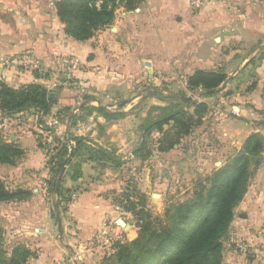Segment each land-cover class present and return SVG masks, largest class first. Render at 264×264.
I'll return each mask as SVG.
<instances>
[{
  "label": "crops",
  "instance_id": "0c3cea01",
  "mask_svg": "<svg viewBox=\"0 0 264 264\" xmlns=\"http://www.w3.org/2000/svg\"><path fill=\"white\" fill-rule=\"evenodd\" d=\"M57 1L0 0V83L13 88L39 83L56 100L47 115L33 108L13 115L0 111L1 134L25 151L15 165H0V177L12 190H30L31 200L43 201L37 208L29 203L23 223L13 227L21 228L38 252L26 264H101L103 250L96 236L119 233L111 222L117 223L123 210L114 199L124 191L128 169L147 161L134 154L143 139L146 105L151 104L142 86L164 80L170 89L174 80L186 86L198 70L233 74L225 86L236 80L239 84L232 95L220 97L219 102L228 105L220 107L221 115L212 118L210 113V134L216 143L232 139L238 150L251 133L264 136V0H213L196 11L190 0H145L134 10L118 8L111 25L84 41L66 33ZM15 54L31 55L47 73L6 66L5 59ZM105 112L125 115L109 118ZM39 136L49 147L39 145ZM70 136L115 150L125 163L114 168L85 161L78 181L66 179L75 196L65 212L55 207L56 196L50 195L54 209L61 212V229L42 185L51 177L47 163L56 146L53 139ZM184 141L167 152L154 150L152 160L174 157ZM214 150L222 154L221 148ZM220 155L214 162L222 161ZM262 155V165L236 207L224 264H264V151ZM138 180L141 185L143 178ZM122 219L132 223L123 230L132 229L131 216ZM238 242H245L246 250H240Z\"/></svg>",
  "mask_w": 264,
  "mask_h": 264
},
{
  "label": "trees",
  "instance_id": "16d2710c",
  "mask_svg": "<svg viewBox=\"0 0 264 264\" xmlns=\"http://www.w3.org/2000/svg\"><path fill=\"white\" fill-rule=\"evenodd\" d=\"M145 0H58L57 13L65 24V31L71 37L84 41L95 33L111 25L116 11L123 6L134 10ZM228 75L222 70H198L187 79L192 90H202V95L214 96L222 92L220 87ZM185 93L163 95L160 91L154 96L167 101L166 106L151 105L149 118L143 123V140L134 154L147 159L153 151L167 152L178 146L184 137L190 135L201 124L200 117L208 110L205 102L197 104L193 112L187 106ZM264 101V88L262 92ZM172 99L170 101L167 100ZM56 100L42 84L29 83L13 88L0 83V111L13 115L30 108L38 113H50ZM100 111L101 109L98 108ZM161 111L157 118L150 117L152 111ZM109 118L124 116L123 112L106 113ZM39 121L41 116H39ZM45 130L53 133L51 127ZM158 132L152 149L151 135ZM58 144L53 148L48 160L51 177L46 180L49 194L56 196L58 210H64V203L70 202L72 191L66 187V179L78 181L83 176L82 166L87 160L101 163L103 167L112 165L120 168L125 161L115 150L107 149L82 137L70 136L54 138ZM71 141L74 144H71ZM39 145L49 147L50 143L39 136ZM264 136L260 132L251 133L244 140L241 149L230 157L223 166L211 175L196 183L191 197L184 201L171 202L163 217L154 216L146 203V195L127 189L115 197L116 205L127 213H132L139 222L138 236L126 243L116 242V255L111 264H224V239L231 229L236 207L244 199L250 180L263 162ZM25 154L16 143L9 142L0 132V165H15ZM66 166L62 179L59 175ZM32 192L27 189L9 188L0 177V202L27 199ZM54 215L57 209H54ZM34 252L25 243H16L11 250L4 242L3 228L0 225V264H26Z\"/></svg>",
  "mask_w": 264,
  "mask_h": 264
},
{
  "label": "rangeland",
  "instance_id": "374dc122",
  "mask_svg": "<svg viewBox=\"0 0 264 264\" xmlns=\"http://www.w3.org/2000/svg\"><path fill=\"white\" fill-rule=\"evenodd\" d=\"M26 55V54H24ZM22 56V55H21ZM20 55H14L8 59H5L4 64L6 66H18V64H14L12 62L11 58L14 57H21ZM178 78V77H177ZM176 78V79H177ZM242 77H238V80ZM174 80L173 87L170 89L167 88V84L169 81H162V82H156L154 85H148L147 88L142 86L144 97L147 98L146 101H148L151 104H147L146 106V116L144 117V121H146L149 118V111L151 105H158V106H166L168 104H161L158 98L154 96L157 91H160L163 95H167V97H172L173 94H176L177 96L180 95V93L184 92L185 97L187 100H193V104L188 105L186 109L193 112L196 108L197 104L205 102L208 105V110L205 114H202L200 117L201 124H199L197 127L193 129V131L190 133V135H187L183 139H185L183 145L184 147L180 150L179 153H176V155L170 159H165L163 157H157L156 159L152 160V156L155 155V152L153 151V155L145 160V163L141 164L142 166H137L136 169H128V172H126V183L123 190L135 189L136 191H139L140 193H143L146 195V203L149 206V209L151 210V213L154 214V216H160L163 217L166 207L171 202H179L184 201L187 198L191 197V195L194 193V190L197 188L196 183L203 179L206 176L211 175L216 169L220 168L225 164V162L232 157L237 151L238 146L236 144H233L231 141L232 139L225 140L223 142L216 143L215 137L210 134V130L213 128V122L211 121L210 113L215 117L216 115L219 117L222 113L219 110L220 107L222 109L226 108L228 105L226 103L219 102L220 97L226 98L227 96L232 95L235 92L236 85L239 84L238 81L232 83V85L226 87L222 92L217 93L214 96H205L202 95V90H192L189 89L188 86L184 85L180 81ZM177 82V83H176ZM240 86V85H238ZM225 86H223L224 88ZM141 88V87H140ZM140 88H136V91L138 92ZM222 88V89H223ZM139 89V90H138ZM155 97V98H152ZM190 97V98H188ZM233 98H230L229 101H232ZM168 101L172 99H168ZM209 101V102H208ZM165 102V101H164ZM155 103V104H154ZM231 103V102H229ZM213 106L218 107V110L215 109ZM161 111H152L151 116L153 118H157L159 116ZM221 121V120H219ZM151 147L154 149L155 147V139L158 137V132H154L153 135H151ZM143 140V139H142ZM187 141V142H186ZM56 145L57 142H53ZM182 143V142H181ZM180 143V144H181ZM220 144V146L218 145ZM214 147L221 148L220 151H222V154L220 155L219 151H215ZM232 147H236L232 150ZM223 156L221 158L222 161L214 162L217 158V156ZM144 160V159H143ZM171 162V163H170ZM132 171V172H131ZM138 178H143V181L138 180ZM8 185V184H7ZM43 193L46 192L45 195V201H47L48 205L51 209V215L54 218V222H57L56 217L53 211L54 210V203L50 199L48 184L45 183L42 185ZM75 196V193H72ZM72 197L74 198V196ZM32 196V195H31ZM31 196L27 199H21V200H13V203L11 201L6 202H0V225L3 228V235H4V242L5 245L8 247V250H11V246L16 245V243H25L27 244L30 249L34 252L35 256L38 254L37 250L32 248V245L30 242L28 243L27 239H25L24 231L20 229H16V226L19 224H22L24 221V212L26 207H28L29 203H34V208H37L38 205L40 206V202H43L42 199L38 201L31 200ZM118 197V196H117ZM71 198V200L73 199ZM115 201V199H114ZM71 202V201H70ZM64 203V210L62 212L68 210L69 203ZM115 204H117L115 202ZM119 206V205H117ZM119 208H121L119 206ZM121 213H118L117 216L124 217L126 220L129 219L131 216L132 220L135 222L134 226H132V229L129 230H123L122 226L117 225L115 221L111 222L116 228L119 233L115 234H108V232H100L96 236L97 244L99 242V245L102 246L103 255L100 260L101 264H111L114 259V256L116 255V242L126 243L130 240L135 239L138 236L139 232V222L136 217L132 215V213H129L127 215L124 211H120ZM19 213V214H18ZM61 213V212H60ZM57 214V212H55ZM15 227V228H13ZM122 227V228H121ZM111 230V229H110ZM108 234V235H107ZM228 236L224 239V244L228 243ZM96 243V242H95ZM240 243V242H238ZM245 243V242H244ZM246 244V243H245ZM249 248V246L247 245ZM224 252L223 249V262H224ZM226 255H228L226 253ZM72 257L75 260H78V255L76 256L75 253H72ZM32 257L29 258V260ZM80 258V257H79ZM28 260V261H29ZM27 261V262H28ZM80 264V263H79Z\"/></svg>",
  "mask_w": 264,
  "mask_h": 264
},
{
  "label": "built area",
  "instance_id": "2783aa9c",
  "mask_svg": "<svg viewBox=\"0 0 264 264\" xmlns=\"http://www.w3.org/2000/svg\"><path fill=\"white\" fill-rule=\"evenodd\" d=\"M211 1L213 0H190V5L191 8L196 11V10H200L202 7H204L206 4L210 3ZM11 59L14 64L16 63L18 65H23L24 67H27L31 70H42L43 73H47V70L41 66L40 62L35 58H33L31 55L26 54V55H22L21 57H14ZM68 63H70V61H68ZM238 248L240 250H246V245L243 242H240L238 243Z\"/></svg>",
  "mask_w": 264,
  "mask_h": 264
},
{
  "label": "water",
  "instance_id": "95a60500",
  "mask_svg": "<svg viewBox=\"0 0 264 264\" xmlns=\"http://www.w3.org/2000/svg\"><path fill=\"white\" fill-rule=\"evenodd\" d=\"M232 76H233V74L228 75L227 79L223 82V84L220 87H218L216 89H213V90L216 91V90L221 89L223 86H225L228 83V81L230 79H232ZM51 96H54V94L52 93ZM188 98H190V97H188ZM65 169H66V166L63 165L62 171H61V173L59 175V179H62V177L64 176ZM55 207L58 208V204L57 203L55 204ZM57 220H58L59 227L62 229V218H61V215H60V211H58V210H57ZM117 223L120 226H123V227H126V228L130 227V225L132 224V223H130V224L126 223L122 218H119Z\"/></svg>",
  "mask_w": 264,
  "mask_h": 264
}]
</instances>
